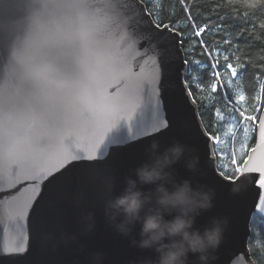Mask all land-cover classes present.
I'll list each match as a JSON object with an SVG mask.
<instances>
[{
	"label": "water",
	"instance_id": "obj_1",
	"mask_svg": "<svg viewBox=\"0 0 264 264\" xmlns=\"http://www.w3.org/2000/svg\"><path fill=\"white\" fill-rule=\"evenodd\" d=\"M88 2H0V264L154 261L152 250L132 244L139 223L124 236L104 212L149 160L153 141L161 152L184 146L174 179L213 193L195 228L226 221L210 264H255L249 238L253 217L264 220V172L252 169L264 167V109L241 173L226 176L186 81L180 32L157 23L143 0ZM95 94L107 102L81 116ZM188 264L199 261L190 255Z\"/></svg>",
	"mask_w": 264,
	"mask_h": 264
},
{
	"label": "trees",
	"instance_id": "obj_2",
	"mask_svg": "<svg viewBox=\"0 0 264 264\" xmlns=\"http://www.w3.org/2000/svg\"><path fill=\"white\" fill-rule=\"evenodd\" d=\"M143 1L157 23L180 32L186 81L214 139L218 168L234 178L255 146L264 108V0ZM241 112L256 119L245 120ZM249 247L255 264H264V220L257 216Z\"/></svg>",
	"mask_w": 264,
	"mask_h": 264
},
{
	"label": "clouds",
	"instance_id": "obj_3",
	"mask_svg": "<svg viewBox=\"0 0 264 264\" xmlns=\"http://www.w3.org/2000/svg\"><path fill=\"white\" fill-rule=\"evenodd\" d=\"M158 142L149 146L150 158L135 169V179L127 177L120 195L105 205V216L116 230L124 236L130 235L140 224L139 239H133L135 247L152 250L156 259L143 260L140 264H188L190 255L199 264H210L213 251L218 247L226 221L213 220L210 227L202 231L195 228L196 217L212 206V191L203 187L194 188L189 180L177 182L170 169L185 156V148L179 143L163 152ZM198 159L186 161L190 171L196 169ZM154 185L146 193L140 186ZM239 185L234 186V191ZM166 217H171L170 219ZM85 227L91 231L94 217L88 213L83 217ZM99 254L94 260L99 261Z\"/></svg>",
	"mask_w": 264,
	"mask_h": 264
},
{
	"label": "snow or ice",
	"instance_id": "obj_4",
	"mask_svg": "<svg viewBox=\"0 0 264 264\" xmlns=\"http://www.w3.org/2000/svg\"><path fill=\"white\" fill-rule=\"evenodd\" d=\"M0 2H3V0H0ZM84 3L90 5L91 7H93L92 4H90L88 2V0H83ZM3 26V22L0 21V27ZM261 27H264V25H261ZM196 35H200L199 32L196 33ZM229 68H232V65H228ZM236 70L235 68H232V75L233 76H236ZM216 75H219V73H217ZM215 86L213 87V91H215ZM240 101H243L245 99L244 96H241L240 98ZM107 101L104 100L102 97L99 96V94H95L94 96L92 97H89L86 101H85V106H84V110L80 113L81 116H84V117H87L89 115V110L90 108L95 105V104H98V103H106ZM241 117L245 120H248V121H252V120H255L256 118L255 117H252V116H246L244 112H241L240 113ZM149 123L153 126V127H156L158 126L157 123L155 122H152L151 120H149ZM65 139H68V140H71V137H65ZM120 139H123L122 137ZM233 164H235V160L232 161ZM246 163V162H245ZM252 171H260V172H264V167H258V168H254L252 169ZM260 185L261 187H264V180H261L260 181ZM16 251L19 253V252H23L24 249H23V246L22 244L21 245H17L16 246Z\"/></svg>",
	"mask_w": 264,
	"mask_h": 264
},
{
	"label": "bare ground",
	"instance_id": "obj_5",
	"mask_svg": "<svg viewBox=\"0 0 264 264\" xmlns=\"http://www.w3.org/2000/svg\"><path fill=\"white\" fill-rule=\"evenodd\" d=\"M215 143V142H214Z\"/></svg>",
	"mask_w": 264,
	"mask_h": 264
},
{
	"label": "rangeland",
	"instance_id": "obj_6",
	"mask_svg": "<svg viewBox=\"0 0 264 264\" xmlns=\"http://www.w3.org/2000/svg\"><path fill=\"white\" fill-rule=\"evenodd\" d=\"M264 109V108H263Z\"/></svg>",
	"mask_w": 264,
	"mask_h": 264
}]
</instances>
